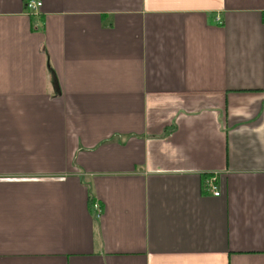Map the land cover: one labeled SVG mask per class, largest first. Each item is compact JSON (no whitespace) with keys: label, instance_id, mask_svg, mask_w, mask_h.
Returning a JSON list of instances; mask_svg holds the SVG:
<instances>
[{"label":"crops","instance_id":"1","mask_svg":"<svg viewBox=\"0 0 264 264\" xmlns=\"http://www.w3.org/2000/svg\"><path fill=\"white\" fill-rule=\"evenodd\" d=\"M27 1L0 0V264H264V0Z\"/></svg>","mask_w":264,"mask_h":264},{"label":"built area","instance_id":"2","mask_svg":"<svg viewBox=\"0 0 264 264\" xmlns=\"http://www.w3.org/2000/svg\"><path fill=\"white\" fill-rule=\"evenodd\" d=\"M42 6L43 3L41 2V0H28L25 5L29 15H37L40 12ZM207 188L213 194V196L219 197V189L217 187V180L215 178L207 181ZM92 207L96 213V218L99 219L101 217L102 212L99 203L94 202Z\"/></svg>","mask_w":264,"mask_h":264},{"label":"trees","instance_id":"3","mask_svg":"<svg viewBox=\"0 0 264 264\" xmlns=\"http://www.w3.org/2000/svg\"><path fill=\"white\" fill-rule=\"evenodd\" d=\"M92 203H94V202H92Z\"/></svg>","mask_w":264,"mask_h":264}]
</instances>
